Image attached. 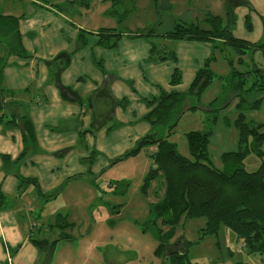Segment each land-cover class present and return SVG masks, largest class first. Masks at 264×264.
Instances as JSON below:
<instances>
[{
    "label": "rangeland",
    "instance_id": "rangeland-1",
    "mask_svg": "<svg viewBox=\"0 0 264 264\" xmlns=\"http://www.w3.org/2000/svg\"><path fill=\"white\" fill-rule=\"evenodd\" d=\"M39 5L44 6L43 9ZM0 14L23 20L24 37L21 36L30 56L38 46L49 56L58 52L53 53L59 55L52 61L38 60L41 67L54 66L63 55L67 60H63L62 70L73 60L69 70L74 77L79 74L95 80V74L104 75L105 70L101 68L112 70L117 77L116 86L111 89L117 100L115 105L108 102L110 95H105V90L99 94L100 101L95 99L99 93L96 92L90 101L83 98L77 102L80 116L72 122L78 125L77 132L69 130L71 124L58 121L62 115L47 128L38 125L40 137L44 132L52 136L41 143L42 153L35 154L40 162L38 186L30 184L23 191L26 203L33 205V217L39 219L42 215L35 228V238L56 240L62 231L48 229L57 223L59 215L72 225L67 231L70 240L55 248L51 264H170L157 256L159 240L155 234L144 231L150 206L162 200L166 192L162 175L145 188L157 147L147 145L135 155L129 153L137 149L143 137L156 133L159 138L176 144L183 156L191 158L187 134L210 131V157L216 167L223 168V154L238 149L239 131L235 122L240 112L245 113L248 122L264 125V99L259 108H250L263 94L246 92L256 81L255 74L245 78L244 94L233 86L241 80L239 75L232 79L233 73L264 72V53L261 50L248 52L240 60L239 55L221 42L175 41L158 36L152 40L133 39L126 35L150 30L160 35L178 22L210 29L211 17L217 16L236 37L264 43V0H0ZM103 28L116 29L123 36L118 49H104L94 58L91 46L98 38L89 33ZM82 31L89 32L85 34L88 43L82 37L79 40ZM3 40V36L0 37V57L7 60V68L12 63ZM147 41L155 45V60L151 59V52L145 50ZM203 44L209 48L202 47ZM158 56L166 60L157 61ZM61 67L57 66V72ZM203 68L214 73L213 83L199 99H187L185 112L171 133L168 126H152L144 119L147 113L144 99L158 97L161 91L168 92L166 89L170 88L189 92L196 73ZM176 69L181 74V83L173 86L171 80ZM80 82L82 84L83 79ZM92 85L91 81H86L81 91ZM31 88L34 89L33 85ZM59 88L63 90L60 85ZM26 93L14 92V97L33 98L31 93ZM243 98L246 102L241 109ZM63 99L70 102L64 95ZM67 103H63L65 109H68ZM194 106L197 108L187 110ZM80 132L86 137L78 136ZM37 143L36 134V147ZM46 144L49 148L68 147L71 154L64 157L62 154L68 150H46ZM50 160L63 167V174L57 176V171L48 172V165H53ZM262 161L249 155L245 167L253 172ZM81 170L84 177L76 178ZM56 177H62L61 184H54L55 179L59 181ZM60 222L64 224V219ZM158 225L167 230L161 222ZM205 227L206 219L184 218L175 229L177 241L174 244L182 239L190 243L188 259L192 263L264 264L263 256L244 253L242 240L232 231L224 228V235L204 237ZM46 253H43V264H46Z\"/></svg>",
    "mask_w": 264,
    "mask_h": 264
},
{
    "label": "trees",
    "instance_id": "trees-1",
    "mask_svg": "<svg viewBox=\"0 0 264 264\" xmlns=\"http://www.w3.org/2000/svg\"><path fill=\"white\" fill-rule=\"evenodd\" d=\"M210 22L212 23L210 29H203L193 23L178 22L173 29L160 35L150 30L140 31L134 35L128 34V37L150 39L158 36L175 41L221 42L239 55L240 60L248 52L261 50L264 53V43H251L237 38L229 26H223L220 17L213 16ZM18 24V18L0 14V37L3 36L2 42L9 55L30 58L31 56L23 46ZM122 36L123 33L116 29H101L98 32V44L105 48H114ZM155 50V45H152L150 57L154 60ZM158 57L157 61L166 60L164 56ZM173 59L176 60V57L173 56ZM5 65L4 60H0V110L4 108L5 97L12 96V93L2 86V72ZM101 69L104 71V68ZM233 74V80L237 78L236 74L241 78L239 83L233 84L235 90L241 93H243L242 86L245 85L246 79L251 74H255L256 81L246 92L263 94L262 98L257 99L250 106L251 109L259 108L264 99V72L253 70L246 74ZM214 78L215 75L209 68H203L197 72L189 92L161 91L158 97L144 99L148 109L144 119L152 126H168L171 133L185 112L184 105L187 99L189 97L199 99L205 89L213 83ZM180 83L181 74L176 69L171 84L177 86ZM244 102H246L245 98L239 105L241 109ZM196 108V106L188 107L187 110ZM0 122H3L6 128H18L21 131L24 150L15 162L23 161L36 145L33 123L29 118L18 117L16 114L6 121L4 117H0ZM235 126L239 131L238 149L223 154V168L216 167L210 157L209 147L212 136L210 131H193L187 134L191 158L183 156L176 144L171 143L167 138H159L156 133L143 137L137 149L129 153V155H135L147 145L157 147L152 156L154 167L148 174L145 188L151 181L162 175L166 192L162 200L150 206L144 231H151L159 240L156 254L163 261L173 243L175 229L184 218L206 219L204 237L218 236L224 228L228 229L242 240L246 254L264 256V161L253 172H249L245 167V160L249 155H255L264 160V125L253 121L248 122L245 113L241 111ZM3 160L6 162L11 158L3 156ZM20 180L24 189L30 184L38 186L35 179L20 178ZM5 201L6 197L0 192V208L5 207ZM61 219H64V224H61ZM66 220L59 215L56 223V226L62 230L59 240L51 243L46 240L35 241L36 246L43 253L47 251L46 264H51L55 248L61 242L70 240L69 235L64 231L72 225ZM160 222L167 228L166 231L159 227ZM188 244L190 243H185L184 254H170L166 260L167 263L196 264L188 259Z\"/></svg>",
    "mask_w": 264,
    "mask_h": 264
},
{
    "label": "crops",
    "instance_id": "crops-1",
    "mask_svg": "<svg viewBox=\"0 0 264 264\" xmlns=\"http://www.w3.org/2000/svg\"><path fill=\"white\" fill-rule=\"evenodd\" d=\"M39 6L41 7V9H43L44 7L42 5ZM4 16H11V15H4ZM18 25H19L20 34L24 37L25 27H23L22 19H19ZM103 29H109V28H103ZM81 33L82 34H80L79 40H81L82 37L83 41H85V43H88L85 34H88L89 32L85 33L84 31H82ZM89 34H93L95 35V37L98 38V32L89 33ZM126 37L128 36L126 35ZM150 41H147L148 44H146L145 46V50L147 49L146 51L148 53L149 51L151 52L152 45H154ZM251 43H255V42H251ZM23 44H25V41ZM117 46L114 47L115 48L114 50L118 49ZM201 46L209 48L208 45L205 46L203 44ZM38 47H36L33 50V56L30 57L31 59L28 57H22L15 54L9 55L8 52L6 51L8 56H10L9 62H11L12 65L8 66L7 68L4 67L2 72V86L5 90L12 93V96L5 97L4 108L0 110V117H4L5 121L11 119V117L15 114L18 117L29 118L33 123L34 129L36 131L37 139L39 142L37 144L39 145H37V147L35 145L34 149L29 153L26 159L16 163L15 161L21 156L24 150L22 133L18 128H6L5 124L3 122L2 123L0 122V192H2L6 197V201L4 203L5 207L0 208V264H43L44 263L43 258L45 259V257L42 251L36 246L35 241L46 240L51 243L56 240H59L62 236L61 233L60 235H58V238H55L56 240L48 239V238H42V239L35 238V233H36L35 228L38 225L37 223L39 222L40 217L42 215L41 216L39 215V219L35 218V216L33 217V211H32L33 205L32 203H26V201L24 200L25 193L22 191L24 187L21 184L20 178L39 180L38 177L40 176L37 167L39 166L40 162L35 157V154L37 152L42 153L41 150L42 149L44 150V147L42 146L41 143L46 142L49 139V136H52L44 132L40 137L38 125L40 127L44 126L47 128L48 126H51L58 121H61V123L64 121L67 122V124L68 123L71 124L69 126L70 127L69 130L77 132L78 125L72 123L75 119H79L77 117L80 116L81 110L79 109V111H77V106H79L77 102L81 101L83 98H87V100L90 101V99L93 97V95L96 92L99 93L96 95L95 99H98V101H100L99 94L101 91H103L102 93H104V90H105V95L107 96L110 95V98L108 100L109 103L115 105L117 101L116 99H114L115 97L112 95V90H111L115 88L117 82L116 79L117 77L112 72V70L110 71L105 68L104 69L105 73L102 72L104 75H102L101 73L95 74V76H97L95 80H91V79L89 80L86 77L83 78V76L79 74L74 77L71 75L69 70L72 63L74 62L73 60L69 62V66L66 69L62 70L61 66L64 63L63 60H67V57L63 55L61 61H57L54 64V66L46 65L44 67H41L38 60L47 59L52 61L59 54H53V53H58V52H53L49 56V53L46 52L42 53L41 48ZM83 47L84 48L86 47L85 44L83 45ZM94 48H96V50H93ZM91 49L94 53L93 57L95 58L96 53H99L101 55L103 52L102 50L111 49V48L102 47L96 41V43L93 46H91ZM0 60H4V59L0 57ZM4 62L7 64L6 59L4 60ZM105 63H107V61ZM57 66L61 67L59 68V72H57ZM54 72H56V74ZM82 79H83L82 84L86 83V81H91V83H93L91 88L86 89L85 91H81L82 84L80 81ZM84 79H86V81ZM32 85L34 89L31 88ZM59 85L62 87L63 89L62 91L59 88ZM63 86L65 88H63ZM67 87H69L70 89ZM166 90L168 92L169 91L172 92L171 88ZM23 91L28 92L26 93L27 95L31 93L33 98H30L31 96L21 99L20 96L14 97V92L16 93ZM173 91H178V90L174 89ZM63 95L70 102L68 103L65 102L63 99ZM63 103L69 104L67 106L68 109H65L66 106L63 105ZM71 103L74 104L71 105ZM110 111L111 114H113V109ZM58 115L59 116L62 115V118H60L61 120L57 118ZM86 131L88 132V130ZM78 136L86 137L85 133H81V132L78 134ZM46 150L62 151V150H68V147H62L57 149L55 146H53L52 148L48 147V149ZM70 154L71 152L70 150H68L67 152H65L64 155L62 154V156L67 157ZM3 156L10 157L11 160L6 162L2 161ZM50 161L53 163V165L51 166L48 165L47 167L49 168L48 172L51 171V173H54L55 171H57V176L59 173L63 174L64 172L63 167H60V165H57L56 162L52 160ZM82 173L83 171L81 170L76 174L79 176V174ZM78 176H76V178L84 177L83 174L80 175L79 177ZM56 178H58L59 181L55 179L54 184L55 185H57L58 183L61 184L62 177L61 178L56 177ZM49 182H50V187H52L53 186L52 179L49 178ZM54 229L58 231H62L60 228L56 226V223L51 224L48 230L51 232ZM67 231L68 228L65 229L64 232L67 234ZM41 232L42 230H40V233ZM224 232L225 231L222 230L220 234L224 235L225 234ZM176 241L177 239L174 238L173 243L169 248V252H171L172 254L175 253L180 254L181 252L183 253L185 251V243L187 241L182 239L176 244H174ZM241 249L244 250V247L242 246ZM244 253L246 254L245 251ZM81 264H88V263L85 262Z\"/></svg>",
    "mask_w": 264,
    "mask_h": 264
},
{
    "label": "water",
    "instance_id": "water-1",
    "mask_svg": "<svg viewBox=\"0 0 264 264\" xmlns=\"http://www.w3.org/2000/svg\"><path fill=\"white\" fill-rule=\"evenodd\" d=\"M184 253H185V251H184L183 253L181 252L180 254H184ZM170 254H172V253H171V252H169V250H168V251H167V255H166V258H165V260H167V259H168V257H169V255H170Z\"/></svg>",
    "mask_w": 264,
    "mask_h": 264
}]
</instances>
